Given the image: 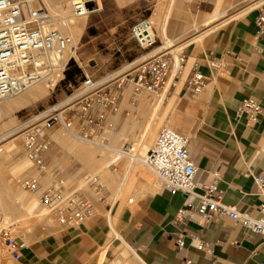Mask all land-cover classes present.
Listing matches in <instances>:
<instances>
[{
	"label": "crops",
	"instance_id": "obj_1",
	"mask_svg": "<svg viewBox=\"0 0 264 264\" xmlns=\"http://www.w3.org/2000/svg\"><path fill=\"white\" fill-rule=\"evenodd\" d=\"M258 3L260 0H172L163 30L164 37L167 31L169 41L177 43L176 51L186 57L183 72L171 74L168 93L194 100L192 127L180 131H187L190 137V155L202 172L198 183L207 184L211 179L207 172H217L223 201L252 217L259 216L263 203L253 176L264 174V113L256 124L238 114L246 98L256 100L264 110V27L256 24L264 3L248 7ZM220 6L223 9L217 12ZM229 13L237 15L213 21ZM203 23L206 29L191 35ZM197 63L206 84L191 98L186 94V82ZM170 120L175 128L171 116ZM127 181L125 176L115 202ZM153 182L141 183H152V190L135 201L109 206L103 215L79 227L64 228L26 246L19 264H179L183 258L193 264L264 262V238L226 217L207 224L193 216L185 228L206 250H197L192 238L185 235V249L179 251L176 240L183 234L173 220L184 208L185 197L170 196L160 182Z\"/></svg>",
	"mask_w": 264,
	"mask_h": 264
},
{
	"label": "rangeland",
	"instance_id": "obj_2",
	"mask_svg": "<svg viewBox=\"0 0 264 264\" xmlns=\"http://www.w3.org/2000/svg\"><path fill=\"white\" fill-rule=\"evenodd\" d=\"M57 1L35 0L34 6L42 7L51 14L52 29L71 36L69 30L62 31L57 26L58 17L54 11ZM65 1L68 4L66 16L84 23V28H81L82 33L79 30L74 36L78 39L71 37L77 49L76 56L70 57L65 68L59 71L60 78L53 90H50L51 93L43 88L42 94L39 93L41 96L38 94L31 102L28 101L26 106H20L22 108L13 107L4 110L3 106L8 101L13 102L18 99L26 91L0 100L2 108V111L0 110V137L12 130L20 135L34 116L45 115L52 109L62 112L64 108L70 107L73 103L71 99L77 95L78 87L85 80L86 75L99 80L109 74H124L133 71L151 59L157 53L155 50L162 46L175 59L182 54V51L178 53L173 51L177 43L168 41L167 31L166 36L163 35L166 16L172 0H98L99 10L86 15L87 17H76L71 9L73 0ZM222 9L223 7L220 6L217 12ZM228 15L237 14L229 13ZM145 20H150L149 22L152 23L151 26L157 39L156 44L149 49H142L132 38L133 27ZM213 21L218 23L223 21V18L217 17ZM206 27L204 23L199 25L191 35ZM190 36L181 41H187ZM167 42L169 43L166 44ZM37 85L45 87V82ZM168 89L169 86L157 93L139 91L133 83L126 82L118 109L108 114L103 130L92 140L73 136L58 124L55 125L45 134L48 150L44 155L45 169L42 171L36 169L26 156L22 137L17 138L16 146L9 149H6L7 145H10L8 142L13 138L3 140L0 144V147L2 146L0 148V230H6L17 241L28 246L64 229L41 208L39 195L32 194L21 187L20 182L24 178L39 180L43 188L58 180H63L67 191H77L79 198L89 201L94 206L96 215H103L109 206L120 207L124 203H129L130 200L135 201L140 195L152 190V183H141L159 181L140 163L131 164L130 159L121 157L113 166L104 168L105 163L113 160L116 154L106 147L120 150L124 145L131 144L139 150L141 156H144L154 145L160 128L170 123V116L175 123V128H173L189 136L187 131L180 130L192 127L193 120L190 117L193 115L194 100L189 98L181 100L171 95L170 92L168 93ZM160 100H162L159 106L160 124L155 127L153 135H148L147 141L141 145V135L148 121L147 118L150 117V113ZM61 103L65 106L60 105ZM143 123L144 126L141 129ZM98 142L105 148L96 144ZM125 176L130 183L127 181L121 196L115 202ZM28 199L35 203V209L34 213L27 215L26 219L22 205L29 203ZM18 205L21 208H17ZM37 212L38 214H35ZM39 212H43V218L38 217ZM22 215H24L22 219H19ZM0 246L2 249L0 264H19V261L12 258L1 240ZM125 253L128 255L126 250Z\"/></svg>",
	"mask_w": 264,
	"mask_h": 264
},
{
	"label": "built area",
	"instance_id": "obj_3",
	"mask_svg": "<svg viewBox=\"0 0 264 264\" xmlns=\"http://www.w3.org/2000/svg\"><path fill=\"white\" fill-rule=\"evenodd\" d=\"M34 2L0 0V100L17 96L38 83L49 81L59 74V63L64 53L72 49L74 53L77 51L73 39L52 29L51 14L42 7H35ZM71 9L76 17H84L89 12L88 5L78 1L71 2ZM231 16L225 14L220 18L225 20ZM144 23L147 25L149 22L145 20L133 27L132 38L142 49H149L156 44L157 39L154 34H149ZM256 24L264 27L262 9ZM155 51L157 53L151 59L133 71L109 74L99 80L86 75L78 87L77 95L71 99L72 106L62 112L52 109L45 115L34 116L21 134L24 151L33 166L40 171L45 169L44 155L48 150L45 134L55 125L58 124L73 136L92 140L103 130L108 114L118 109L126 82L133 83L139 91L157 93L166 86L172 73L179 75L183 72L186 63L183 54L177 61L164 46ZM199 69L200 65L194 64L186 82V94L191 98L200 94L206 84V78ZM263 113L262 106L256 100L246 98L241 103L238 116L244 115L249 123L256 124ZM114 152L120 157L139 159L135 156L136 147L131 144ZM141 161L155 174L170 196L181 194L185 197L184 208L178 210L173 220V224L181 228L183 234L176 240L179 251L185 249V235L192 238V245L197 250H206L205 244L185 228L195 215L207 224L216 217H226L264 238V174L253 176L263 203L259 206V216L252 217L223 201L224 193L219 187L221 178L217 172L208 171L210 181L202 185L198 183L202 172L190 155V137L176 129L162 126L154 145ZM20 185L30 193L39 195L41 208L63 228L79 227L96 216L94 206L79 198L77 191H67L63 180L43 188L39 180L24 178ZM0 240L12 258L20 261L21 251L26 245L6 230H0ZM179 264L193 263L183 258Z\"/></svg>",
	"mask_w": 264,
	"mask_h": 264
},
{
	"label": "bare ground",
	"instance_id": "obj_4",
	"mask_svg": "<svg viewBox=\"0 0 264 264\" xmlns=\"http://www.w3.org/2000/svg\"><path fill=\"white\" fill-rule=\"evenodd\" d=\"M73 1H78V2H83V3H86L87 5H89V4H91V3H96V6H94L92 9H89V12H88V14L87 15H89V14H91V13H93V12H96L97 10H99V8H100V6H99V2H98V0H73ZM67 1H65V0H58L56 3H55V5H54V11H55V14L57 15V26H59V30H62V31H66V30H69V32L71 33V36L70 37H72V38H76V37H74L76 34H78V32H79V30H80V33H82V31H81V28H84L83 26H84V23L82 22V21H75V20H73L72 19V17H67L66 16V7H67V3H66ZM69 3V2H68ZM264 3V0H260V3H258L257 5H253V4H250L248 7L249 8H251V7H255V6H259V5H261V4H263ZM171 7V6H170ZM69 13V12H68ZM87 17V16H86ZM216 19V18H215ZM150 20H148V22H149ZM148 24H151L152 25V23H148ZM145 25V23H144V25L143 26H145L146 27V29H147V31L149 32V34L150 35H152V34H154V32H153V29H152V26L151 25ZM83 30V29H82ZM163 30H164V28H163ZM76 39H78V37L76 38ZM169 41V40H168ZM76 45V44H75ZM174 52H176V53H178L177 51H176V48L173 50ZM179 51V50H178ZM69 54V55H68ZM67 55V56H66ZM72 56H76V53H74V50L72 49V50H67L65 53H64V55H63V57L61 58V62L59 63V65H60V70L62 71L64 68H65V66H66V64H67V62L69 61V58L70 57H72ZM177 61H178V58H177ZM60 78V75L58 74V75H56L55 77H53V78H51L49 81H46L45 82V87H43V86H41V85H35L34 87H32V88H30L28 91H26V93H24V95H22L21 97H19L18 99H16V100H12L13 102H9L8 101V103H5V105L3 106V109L5 110V109H10V108H13V107H20V106H26L27 104L26 103H28V101L29 102H31V100H33L34 98H35V96H38V94L39 93H41L42 94V91H43V88H45V89H47V91H50V90H53V88L55 87V85H56V83H57V81H58V79ZM167 86H169V83H168V81H167V83H166V86L162 89L163 91H164V89L165 88H167ZM167 90V89H166ZM50 93H51V91H50ZM43 94H45V93H43ZM40 95V94H39ZM41 96V95H40ZM163 97H164V95H163ZM163 97H162V100H163ZM41 98V97H40ZM162 100H160V102H158V105L157 104H155V105H157L156 107H155V105H154V110L152 111V113H150V117L149 118H147L148 119V121H147V123L145 124V127H144V130H143V132H142V135H141V141H140V143H141V145H142V143L143 142H146L147 141V137H148V135H153V133L155 132V127H158L159 126V120H161L160 119V115H159V106L162 104ZM67 101V100H66ZM65 101V102H66ZM69 103V102H68ZM71 103H72V101H71ZM155 103H157V102H155ZM29 105V104H28ZM60 105H63V106H65V104H60ZM71 106H72V104H70ZM62 106V107H63ZM67 106V105H66ZM20 108H22V107H20ZM67 108V107H66ZM59 109H61V108H59ZM65 109V108H64ZM153 109V108H152ZM0 110L2 111V108H1V106H0ZM55 110H57V109H55ZM63 110V109H62ZM61 111V110H60ZM167 113V112H166ZM164 121V120H163ZM166 121V120H165ZM158 125V126H157ZM167 125H169L170 127H173V123L171 122V120H170V123H168ZM21 138V134L20 135H18V133L17 132H15V130H12V131H9V132H7L6 134H3L1 137H0V144H1V142L3 141V140H6L7 138H13L10 142H8V143H10V145H7V147L8 148H6V149H9V148H13V147H15L16 145H15V140L17 139V138ZM92 143H94V142H92ZM99 143V142H98ZM97 144V143H96ZM0 148H2V146L0 147ZM105 148V147H104ZM106 148H109L110 149V151L112 150V151H114V149H112V148H110V147H106ZM140 149V148H139ZM1 150V149H0ZM116 150V149H115ZM83 152H85V151H83ZM148 152V151H147ZM147 154V153H146ZM146 154L144 155V156H141V154L139 153V150L136 148V152H135V156L137 157V158H139V159H133V158H130V160H131V163L133 164V163H140V164H142L143 166H145L143 163H142V161H141V159L142 158H144L145 156H146ZM84 155V154H83ZM113 155H114V153H113ZM121 157H120V155L119 154H115V157H114V159L113 160H111V161H109V162H107V163H105V165H104V168H108L110 165L112 166V165H114L113 163L116 161V160H118V159H120ZM26 167V166H25ZM146 167V166H145ZM102 169H103V167H101ZM147 168V167H146ZM148 169V168H147ZM149 170V169H148ZM150 171V170H149ZM101 172V171H100ZM99 173V172H98ZM154 174V173H153ZM154 176H155V174H154ZM156 177V176H155ZM157 178V177H156ZM23 194V193H22ZM20 199V198H19ZM29 200V199H28ZM28 200H26V201H28ZM23 201V200H22ZM30 201V200H29ZM28 201V202H29ZM111 202V201H110ZM38 203V202H37ZM38 205V204H37ZM21 206V205H20ZM17 208H21V207H19V205H18V207ZM22 208H23V212L26 214L25 215V217H26V219H27V215H31V214H33L34 213V209H35V203H33V201L31 202H29V203H26V204H23L22 205ZM39 210V209H38ZM41 211V210H40ZM40 214L38 215V217L40 216L41 218H43L42 216L44 215L43 214V212L41 213V212H39ZM45 213V212H44ZM35 214H38V212L37 213H35ZM24 215H22V216H20L19 217V219L21 218L22 219V217H23ZM25 219V218H24ZM25 219V220H26ZM9 221V220H8ZM17 221H19V220H17ZM16 221V222H17ZM24 221V220H23ZM11 223H12V221H11ZM23 223V222H22ZM24 224V223H23ZM13 225V224H12ZM1 252H2V249H1V246H0V254H1Z\"/></svg>",
	"mask_w": 264,
	"mask_h": 264
},
{
	"label": "water",
	"instance_id": "obj_5",
	"mask_svg": "<svg viewBox=\"0 0 264 264\" xmlns=\"http://www.w3.org/2000/svg\"><path fill=\"white\" fill-rule=\"evenodd\" d=\"M94 6H96V3H91L88 5L89 9H92Z\"/></svg>",
	"mask_w": 264,
	"mask_h": 264
}]
</instances>
